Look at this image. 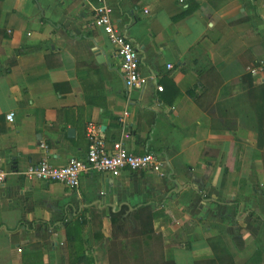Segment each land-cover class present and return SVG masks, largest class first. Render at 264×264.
I'll return each mask as SVG.
<instances>
[{
	"label": "crops",
	"instance_id": "obj_1",
	"mask_svg": "<svg viewBox=\"0 0 264 264\" xmlns=\"http://www.w3.org/2000/svg\"><path fill=\"white\" fill-rule=\"evenodd\" d=\"M102 2L138 52L145 86H126L115 48L93 26ZM211 69L222 86L209 101L239 96L225 112L243 122L235 130L212 129L188 95ZM248 106L256 122L243 121ZM258 106L262 113L264 0H0V264H71L65 225L83 217L87 258L109 264L110 213L144 204L159 212L148 264H264ZM89 131L108 149L116 141L157 155L164 177L90 172L76 188L25 178L43 160L84 159ZM89 209L101 213L98 245Z\"/></svg>",
	"mask_w": 264,
	"mask_h": 264
},
{
	"label": "trees",
	"instance_id": "obj_2",
	"mask_svg": "<svg viewBox=\"0 0 264 264\" xmlns=\"http://www.w3.org/2000/svg\"><path fill=\"white\" fill-rule=\"evenodd\" d=\"M207 74L210 75L207 77ZM203 75L204 79L202 77ZM203 75L200 76V84L194 89L189 90L188 95L210 118L212 129H237L239 125L243 124V122L238 123L239 115L229 117L225 112L226 109L236 107L239 100L237 97L239 96H234L231 100L227 99L226 101L217 103L213 102L212 98L209 101L208 95L210 93H216L222 86V80H220V74L214 69L207 71ZM207 78L211 79L212 83H209ZM200 85L201 93L197 95L195 91L199 89ZM246 111H248L247 115L245 114ZM258 112L261 113L259 106ZM241 114L243 115V121L252 117L256 122L251 106L246 107L245 110L243 109ZM258 123V128L255 131L261 144V140L264 139V111L258 115ZM88 211L92 243L98 245L104 240L101 213L97 209H89ZM158 215L159 212L153 209L150 204L137 206L130 212H127V208L123 207L119 212L110 213L109 223L111 235L108 246L109 264H148L143 258V255L148 250L150 241L159 244L158 240L160 236L155 233L154 228V220H156ZM85 227L86 221L84 217L81 220H76L73 223L65 225L66 241L68 242L71 264H92L91 260L86 256V252H89L91 248H89L87 239H84ZM158 249L159 251L161 250V248ZM158 264L173 263L162 260Z\"/></svg>",
	"mask_w": 264,
	"mask_h": 264
},
{
	"label": "built area",
	"instance_id": "obj_3",
	"mask_svg": "<svg viewBox=\"0 0 264 264\" xmlns=\"http://www.w3.org/2000/svg\"><path fill=\"white\" fill-rule=\"evenodd\" d=\"M112 9L104 2L93 9V26L103 31L120 59V72L129 88L145 86L147 80L139 73V55L133 45L112 24ZM170 68V66H169ZM162 92V87H158ZM13 115L6 116L12 122ZM89 147L84 159L72 158L64 167H54L43 160L36 166H30L24 176L28 180H40L62 183L69 188L79 186L80 177L90 172H98L118 177L122 171H150L164 177L163 162L153 153L135 155L127 151L120 142H113L108 149L103 139L92 131L87 134ZM46 150L44 144L40 145ZM1 162V159H0ZM7 173L0 169V187L5 183ZM19 251V250H18Z\"/></svg>",
	"mask_w": 264,
	"mask_h": 264
}]
</instances>
